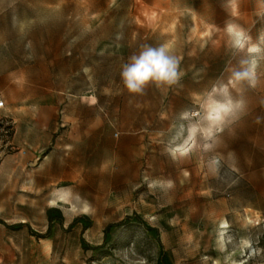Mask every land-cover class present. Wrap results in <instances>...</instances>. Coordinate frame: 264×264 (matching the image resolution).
<instances>
[{"label":"rangeland","instance_id":"rangeland-1","mask_svg":"<svg viewBox=\"0 0 264 264\" xmlns=\"http://www.w3.org/2000/svg\"><path fill=\"white\" fill-rule=\"evenodd\" d=\"M225 3L0 0V264H264V58L211 149L165 151L246 58L226 23L264 30L257 0ZM162 45L179 83L129 93L123 66Z\"/></svg>","mask_w":264,"mask_h":264},{"label":"clouds","instance_id":"clouds-1","mask_svg":"<svg viewBox=\"0 0 264 264\" xmlns=\"http://www.w3.org/2000/svg\"><path fill=\"white\" fill-rule=\"evenodd\" d=\"M239 4L240 0H226L223 7L230 16L238 17ZM256 15L264 18V0H257ZM224 31L229 37L230 47L236 52L244 53L246 58L239 61L238 69L230 70L231 75L226 83L219 82L209 91L194 94L193 99L198 110H184L179 113L178 118L187 121V125H179L176 135L165 148L173 160L188 157L199 146L198 137L205 141V151L211 149L216 143L217 134L244 108V101L234 99L231 90L241 92L244 82L252 88L257 86L256 69L259 60L264 58V30L255 42L246 29L231 21L226 23ZM179 63V58L172 54L168 45L146 47L138 56L133 55L130 58V63L123 66L120 75L129 93L143 94L150 83L165 89L177 85L183 76ZM209 141L212 143H208ZM218 163L217 159H212L209 162L210 169L215 171ZM157 184L161 187H172L171 180L154 181L150 187Z\"/></svg>","mask_w":264,"mask_h":264},{"label":"built area","instance_id":"built-area-1","mask_svg":"<svg viewBox=\"0 0 264 264\" xmlns=\"http://www.w3.org/2000/svg\"><path fill=\"white\" fill-rule=\"evenodd\" d=\"M2 105H3V104L0 102V107H2Z\"/></svg>","mask_w":264,"mask_h":264},{"label":"trees","instance_id":"trees-1","mask_svg":"<svg viewBox=\"0 0 264 264\" xmlns=\"http://www.w3.org/2000/svg\"><path fill=\"white\" fill-rule=\"evenodd\" d=\"M51 221V219H49Z\"/></svg>","mask_w":264,"mask_h":264}]
</instances>
